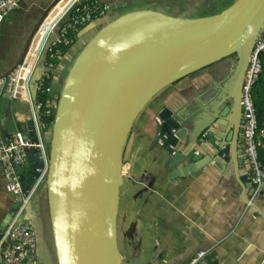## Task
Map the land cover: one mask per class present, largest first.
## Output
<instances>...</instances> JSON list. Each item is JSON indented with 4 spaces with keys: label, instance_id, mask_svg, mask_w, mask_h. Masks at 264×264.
<instances>
[{
    "label": "water",
    "instance_id": "water-1",
    "mask_svg": "<svg viewBox=\"0 0 264 264\" xmlns=\"http://www.w3.org/2000/svg\"><path fill=\"white\" fill-rule=\"evenodd\" d=\"M61 1L50 0L27 39L20 61L0 76V81L9 78L26 60L35 35ZM105 23L69 69L57 103L47 165L35 149L29 155L30 167H18L25 193L45 173L52 242L47 236L43 239L36 221L39 210L32 208L31 219H25L34 220L56 264H122L117 218L125 153L135 124L168 87L233 55L237 61L212 109L206 110L209 115L200 124L189 125L190 116L167 106L158 113L155 142H160L168 154L167 168L173 177L196 171L197 163L204 158L202 152L182 165L190 153H195V145L209 154L205 143L212 146V159L237 167L246 163L241 155V98L253 45L264 33V0H237L222 13L206 17L183 18L142 10ZM94 29L93 21L83 29V36ZM57 35L49 40L32 76L29 89L33 101L45 72L48 46ZM243 38L246 40L242 42ZM234 81L235 94L228 90ZM212 128L224 131L215 134ZM251 175L249 169L240 181L244 191L253 193L257 185ZM252 193L247 195V206L254 203ZM259 194L264 195V191ZM19 203H12L0 224V233L11 223ZM30 206L33 204L28 209Z\"/></svg>",
    "mask_w": 264,
    "mask_h": 264
},
{
    "label": "crops",
    "instance_id": "crops-1",
    "mask_svg": "<svg viewBox=\"0 0 264 264\" xmlns=\"http://www.w3.org/2000/svg\"><path fill=\"white\" fill-rule=\"evenodd\" d=\"M97 1L104 11L101 12L102 17L94 21L95 29L87 33L90 39L109 21L108 12L116 18L142 10L195 18L190 15L201 6L212 7L208 0ZM134 1L140 2L139 8L131 5ZM145 1L160 9L144 8ZM23 2L24 5L12 12L5 22H0V76L20 61L27 39L50 0ZM56 32L49 40L57 35ZM78 40L79 46L75 47V43L63 59L69 57L73 60L81 52L83 48H80L85 46L83 43L86 41L83 30ZM218 68V72L211 73L212 82H217L220 74L230 75L234 64L228 60ZM60 69L65 70L66 65L61 64ZM179 81L150 104L156 102L154 108L149 106L145 117L142 115L137 121L128 142L117 218L118 245L124 258L122 264H192L201 252H205V256L197 264H264V195L258 194L253 198L252 206L245 205L247 195L252 193V190L244 191L240 181V176L250 169L246 161L242 167L221 163L217 158L212 159V146L205 143L209 154L195 145V153H190L182 165L191 163L196 152H202L204 158L197 163L195 172L173 177L167 168L169 156L162 144L155 142L159 133L158 113L169 106L181 115L190 116L189 125L192 122L200 124L209 115L206 110L212 109V103L221 93V88L198 86V78L192 77V74ZM8 82L9 78L0 81L3 91ZM19 88H24V84H20ZM31 112V103L26 98L0 97V130L8 134L22 131L30 135ZM212 131L218 134L224 128L222 131L212 128ZM192 142L196 144L195 140ZM191 144H185L181 151ZM29 167L28 163L26 168ZM12 201L0 166V224L7 216ZM37 202L38 198L31 202L33 207L27 210L26 219H31L32 208L38 210L39 204L35 206ZM38 242L40 252L46 243L41 235H38ZM126 256L131 259H125Z\"/></svg>",
    "mask_w": 264,
    "mask_h": 264
},
{
    "label": "built area",
    "instance_id": "built-area-1",
    "mask_svg": "<svg viewBox=\"0 0 264 264\" xmlns=\"http://www.w3.org/2000/svg\"><path fill=\"white\" fill-rule=\"evenodd\" d=\"M22 2L23 0H0V19L8 18L12 12L21 7ZM105 10H107V7ZM102 11L104 9L101 8L97 0L69 1L64 11L48 30L33 63L29 64L26 60L22 62L10 74L5 91L0 88V97L20 96L28 99L32 106L30 135L22 131L4 134L0 130V166L2 167L3 177L8 191L11 193L13 204L20 200L16 210L12 213L11 223L0 233V264H37L39 257L36 226L33 221L26 220L25 217L28 206L35 199L44 183L45 173H42L32 185L30 191L25 193L23 182L18 172V167H26L28 165L29 155L35 149L41 161L46 165L49 159L45 144V126L41 122L42 103L32 100L29 89L39 57L42 50L47 47L49 37L56 29H58V35L48 46L49 53L57 50L58 45L65 43L71 31L89 24L94 20L95 15ZM262 53H264V33L256 39L253 45L241 98L243 110L241 120L243 156L252 171V180L257 185V189L252 193V198H255L260 191H264V164L259 160L258 152L261 141L257 137V112L251 95L252 88L262 72L260 59ZM48 77L49 73L45 71L39 81V91H44L45 79ZM20 84H24V88H19ZM204 256L205 252L199 253V258L192 264H197Z\"/></svg>",
    "mask_w": 264,
    "mask_h": 264
},
{
    "label": "rangeland",
    "instance_id": "rangeland-1",
    "mask_svg": "<svg viewBox=\"0 0 264 264\" xmlns=\"http://www.w3.org/2000/svg\"><path fill=\"white\" fill-rule=\"evenodd\" d=\"M147 1L158 2L160 0H147ZM147 1H145L144 5H143L144 8L145 7H149L151 9H160L157 6L151 5L150 2H147ZM208 1H209V3L212 4V7H206L205 5L201 6L200 8L197 9V11L195 13H193L190 16L191 17H198V16L199 17H201V16L202 17H206V16H211V15L222 13L224 10H226L227 8L232 6L237 0H208ZM131 5L132 6H136V7L139 8L140 7V2L134 1V2H131ZM108 15H110L109 22L114 20L117 17V16H113L111 14V12H108ZM96 33L94 32V34H96ZM88 36L89 35L87 33L84 35L86 41L83 43V46L89 41L90 36H89V39H88ZM75 45H76L75 47L79 46V40H77ZM82 48L83 47H81L80 50ZM44 51H45V49L42 50V53H41V55L39 57V61L37 62L36 68L39 65L41 57L44 54ZM77 55L78 54H76L74 56L73 60L72 59L69 60V57H65L64 59L61 60L60 65L61 64H65L66 65V69L65 70H61L60 69V65L56 66L55 68H51V69H50V66H46L45 65V71L47 73H49V74H52V77H53L52 84H51L49 92H50L52 98L53 97L55 98L54 99V105H56L57 98H59L61 93H62V90L64 88V82L68 78L69 69L71 68V66L73 65L74 61L76 60ZM228 60H229L228 58L224 59L222 62L218 63V66L221 65V64L227 63ZM236 61H237V57H234V63H236ZM36 68H35V70H36ZM211 76H212L211 71H208V70H204V71L201 70V71H199L197 73L192 74V77H197L198 78V84L207 85V86H208V84L212 85V84L215 83L214 80L212 82ZM223 78L220 81H222ZM169 89L170 88H168L166 90H169ZM154 104H156V102ZM154 104H152L150 106V108H154V106H153ZM147 110L143 112V114H142L143 118L145 117ZM51 136H52V128H50L48 130V132H47L48 141L45 139V142L47 141L46 148H47L48 154H49V151H50ZM44 187H45V184L43 183V185L39 189L40 190L39 193L35 197V198H38L39 202L41 203V206H40L39 202H37L35 204V206H38V204H39L41 212L42 211L44 212L42 217H43V220H44V223H45V228L49 232V236L47 238H49L50 243H51L52 242V237H51L52 233H51V225H50V220H49L46 193H45V188ZM122 246L125 247L124 244H122ZM119 249H122V248L119 247ZM129 252L132 253L131 251H129ZM37 264H56V261H55L53 255H52V252L50 253V249L46 245H44V248L42 246V248H41V250L39 252V257H38V260H37Z\"/></svg>",
    "mask_w": 264,
    "mask_h": 264
},
{
    "label": "trees",
    "instance_id": "trees-1",
    "mask_svg": "<svg viewBox=\"0 0 264 264\" xmlns=\"http://www.w3.org/2000/svg\"><path fill=\"white\" fill-rule=\"evenodd\" d=\"M102 17L101 13L96 14L93 21L97 20L98 18ZM89 23V24H90ZM89 24L85 26L78 27L76 30L71 31L68 35V40L58 45L57 50H54L52 53H47L46 57V66H50L51 68H55L61 63V60L63 57L70 51V49L73 47V45L78 40L79 33L85 29ZM260 59L262 62V72L257 80V82L254 84L251 95L252 100L257 112V122H258V132L257 137L261 141L260 146L258 147L259 152V160L264 164V53L260 55ZM52 74H49V77L45 79V88L44 91H39L37 93L36 101L42 103L41 108V122L43 126H45L44 134L45 138L48 141L47 132L50 128H53L54 120H55V114H56V108L59 98H57V103L54 105V97L52 98L50 94V87L52 84ZM47 141L45 144L47 145Z\"/></svg>",
    "mask_w": 264,
    "mask_h": 264
},
{
    "label": "bare ground",
    "instance_id": "bare-ground-1",
    "mask_svg": "<svg viewBox=\"0 0 264 264\" xmlns=\"http://www.w3.org/2000/svg\"><path fill=\"white\" fill-rule=\"evenodd\" d=\"M69 1L71 0H62L49 14L48 17L46 18V20L43 22V24L41 25L40 30L37 32V34L34 37L33 43L31 46L32 50L29 51L28 55H30L28 58H26V62L29 64H32L34 61V56L37 55L39 49L42 46L43 40L48 32V30L50 29V27L52 26V24L58 19V17L61 15V13L64 11V9L66 8L67 4L69 3ZM246 39H241V41H245ZM236 81H234L232 83V85H230V88L228 89L229 91L231 90V92L233 94L236 93Z\"/></svg>",
    "mask_w": 264,
    "mask_h": 264
},
{
    "label": "flooded vegetation",
    "instance_id": "flooded-vegetation-1",
    "mask_svg": "<svg viewBox=\"0 0 264 264\" xmlns=\"http://www.w3.org/2000/svg\"><path fill=\"white\" fill-rule=\"evenodd\" d=\"M234 57H236L235 55H233L232 57H230L229 58V60L232 62V63H234ZM204 70H208V71H211V73L213 74V73H216V72H218L219 71V68H218V63H216V64H213V65H211V66H209V67H207V68H205V69H203L202 71H204ZM228 73L226 74L225 73V76H222L221 74L217 77V82H215L214 84H208V86L207 85H204V88H223V86H224V84L226 83V80H227V78H228ZM224 77V78H223ZM223 78V80L222 81H220L221 79ZM180 82V81H179ZM197 84H198V82H197ZM198 86H201V84H198ZM192 88H194V86H192ZM196 88V87H195ZM242 115H243V110H242ZM40 204V203H39ZM38 210L40 211L39 213L40 214H38V217H37V223H38V225L41 227V232H42V234H43V239H44V236L46 237H48L49 236V232H48V230L45 228V223H44V220H43V217H42V215L44 214V212L42 211L41 212V210H40V206L38 207ZM44 241H45V239H44ZM46 243V242H45ZM47 245V244H46ZM48 247V246H47Z\"/></svg>",
    "mask_w": 264,
    "mask_h": 264
},
{
    "label": "clouds",
    "instance_id": "clouds-1",
    "mask_svg": "<svg viewBox=\"0 0 264 264\" xmlns=\"http://www.w3.org/2000/svg\"><path fill=\"white\" fill-rule=\"evenodd\" d=\"M56 30H57V29H56ZM56 30H55V31H56Z\"/></svg>",
    "mask_w": 264,
    "mask_h": 264
}]
</instances>
